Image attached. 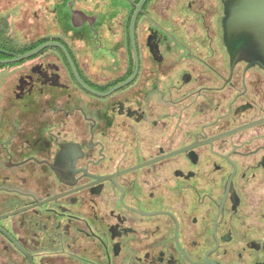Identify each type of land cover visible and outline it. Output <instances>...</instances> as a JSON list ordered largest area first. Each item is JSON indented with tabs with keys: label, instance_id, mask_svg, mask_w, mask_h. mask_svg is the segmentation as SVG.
Masks as SVG:
<instances>
[{
	"label": "flooded vegetation",
	"instance_id": "obj_1",
	"mask_svg": "<svg viewBox=\"0 0 264 264\" xmlns=\"http://www.w3.org/2000/svg\"><path fill=\"white\" fill-rule=\"evenodd\" d=\"M226 1L0 0V264L264 263V69Z\"/></svg>",
	"mask_w": 264,
	"mask_h": 264
},
{
	"label": "water",
	"instance_id": "obj_2",
	"mask_svg": "<svg viewBox=\"0 0 264 264\" xmlns=\"http://www.w3.org/2000/svg\"><path fill=\"white\" fill-rule=\"evenodd\" d=\"M224 26L225 43L234 59L257 64L264 69V0H227ZM49 45L18 55L14 61L28 58Z\"/></svg>",
	"mask_w": 264,
	"mask_h": 264
}]
</instances>
